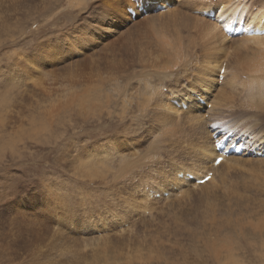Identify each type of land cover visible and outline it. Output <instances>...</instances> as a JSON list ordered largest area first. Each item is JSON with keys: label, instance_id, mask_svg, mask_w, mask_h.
<instances>
[{"label": "rangeland", "instance_id": "1", "mask_svg": "<svg viewBox=\"0 0 264 264\" xmlns=\"http://www.w3.org/2000/svg\"><path fill=\"white\" fill-rule=\"evenodd\" d=\"M43 7L40 0H0V39L26 31L29 18L35 17ZM178 11L169 9L168 13L162 12L152 20L134 25L135 31L130 29L109 40L83 63L77 62L66 70H49L45 73L47 79L37 78L14 92L0 91V153L5 148L9 156L34 152L57 144L62 136L89 123L102 134L110 121L133 117L135 111L144 109L140 102L142 71L145 74L158 70L148 61L140 64L139 50L156 48L161 41L174 44L179 38L185 41L183 49L191 54L198 52L195 43L201 45L194 38L195 32L190 33L180 25L182 18L169 15ZM218 49L221 53L213 52L221 57L216 62L222 66L221 70L214 69L212 61H205L209 68L219 72V78L225 70L224 80L216 79L214 84L219 87L214 92L210 87L207 88L210 92L203 89L200 81L191 83V78L187 87L174 82L171 70L159 71L163 79L148 78L152 86L179 94L180 99L184 91L207 100V106L198 104L196 99L188 105L177 102L176 108L182 114L177 116V126L171 130L175 133L173 147L177 152L195 146L189 144L193 135L209 144L205 137L213 135L210 125H216L217 132L224 134L243 132L248 117L259 115L257 109L264 110V103L258 102L255 94V100L251 98L255 92L251 72H241L244 55L239 51L240 44L228 41L223 49ZM198 59L196 54L186 61ZM173 60V70L182 66L178 53ZM192 115L194 118L189 121L188 116ZM195 118L199 120L195 122ZM230 158L218 167L212 165L198 173L214 172V176L203 186L192 185L196 195L157 201L147 210L148 215L131 224H104L105 229H112L111 233L83 239L82 247L87 251L82 250L66 264H228V261L264 264V161ZM93 167L102 177L94 174ZM196 168L193 164L192 170ZM82 172L88 180L95 179L100 184L115 176L112 168L103 162L95 165L85 162ZM50 239L40 226L30 230L25 226L0 229V264H31V250L47 245Z\"/></svg>", "mask_w": 264, "mask_h": 264}, {"label": "snow or ice", "instance_id": "2", "mask_svg": "<svg viewBox=\"0 0 264 264\" xmlns=\"http://www.w3.org/2000/svg\"><path fill=\"white\" fill-rule=\"evenodd\" d=\"M40 4L43 9L29 18L26 31L0 39V91L5 94L37 78L47 79L49 70L83 63L109 40L135 31L134 25L169 9H179L190 19H209L227 35L264 36V0L233 4L223 0H40ZM220 58L201 48L197 61L171 70L174 82L187 87L191 78V83L200 81L214 92L219 85L211 79L205 82L204 77L218 80L219 72L205 61ZM176 105L173 94L165 89L133 117L110 121L102 134L89 123L62 136L57 144L22 156H9L5 148L0 153V229L44 228L51 239L31 250V264H66L87 251L83 239L111 233L104 224H131L148 215L157 201L196 195L192 185L203 186L212 179L211 172L198 173L221 165L225 155L264 161V110L248 117L243 132L221 134L223 140L216 135L217 126L210 125L209 155L198 135L189 140L194 147L178 152L173 147ZM85 162H103L115 176L104 184L90 181L83 176Z\"/></svg>", "mask_w": 264, "mask_h": 264}, {"label": "bare ground", "instance_id": "3", "mask_svg": "<svg viewBox=\"0 0 264 264\" xmlns=\"http://www.w3.org/2000/svg\"><path fill=\"white\" fill-rule=\"evenodd\" d=\"M237 2L243 3V0H223L224 4H233V3H237ZM169 15H175V16L182 18L180 25H182V27L185 26V30L190 31V33L195 32L194 38L196 39L197 42H201V45L198 46L199 44L195 43V45H196L195 48L198 50V52H195V54L194 53L191 54V52L189 50L183 49V47L185 46V41L180 40L181 38H179V41L175 42L174 44H172V43L168 44V43H165L164 41H161V43H159L157 46L158 50H156L157 47L156 48H154V47L150 48L151 46L147 47V48H142V46L140 47V48H142L141 50H139L140 52H139V57H138L139 61L141 62L140 64H145V62L148 61L154 68H156L158 70V72L156 71L157 73H154V72L153 73L152 72L146 73L145 72V74L143 73L144 70L142 71L141 82L143 84L140 83L142 94L141 95L139 93L138 94L141 96L140 102H141V106L143 108L151 105L154 102V100L156 99V97L162 92V88H159V87L156 88L155 85L152 86V84L150 83L151 81H149L150 78H152V81L153 80H159V78L161 79L162 78L161 76L163 75V74H158L159 71L168 72L170 70H173V67L175 64L173 59L175 58V55L177 53L180 55V60L183 61V64L181 66V67H183L186 64H188L186 59H188L189 57H192L193 55L199 54L201 48H206L209 51V53H212V54H215L214 53L215 51L213 52V50H216V53L217 52L221 53V50L218 48L223 49L228 41H233L236 44H240L241 49H239V51H241L244 55V60H243V62L240 63L241 72H244V71L245 72H251L250 77H251V80L254 81L255 92H253V94H251V98L253 100H255L254 96H253L255 94L257 101L260 103H264V36L241 37L238 39H229L224 34V31L221 30L217 24H215L213 21H211L209 19H205V18H191L190 19L189 17L181 14L180 11H178L176 13L174 12V13L169 14ZM169 15H166V16H169ZM180 25H178V27H180ZM157 51L159 52L158 54H157ZM133 56H132V59H133ZM216 62H218V61H216ZM216 62H214L213 68L217 69V70L218 69L221 70L222 66L218 65V63H216ZM213 68H212V70L214 71ZM142 69H143V67H142ZM162 73H164V72H162ZM130 78L128 77L129 80L132 79V78L131 79ZM148 78H149V80H148ZM208 78L212 80L213 84L216 83V79L213 80V78H211V77H208ZM209 79H206V80L204 79V81L206 82ZM131 81H130V83H131ZM201 87H203V89H205L207 92H210V90L207 89L208 87H205L204 84ZM189 89H191L192 91L195 90L194 88H189ZM232 89L240 90L236 87H233ZM125 90L127 92H129L127 90V87L125 88ZM179 92H180V90L178 89V93ZM181 92L183 94V95H181L182 99H180L179 94L173 93V98L177 102H179V104H181V105L187 104L188 105V103L193 104V102H195V98L193 97V95H188V94H186V92L184 93V91H181ZM128 105H129V103H128ZM135 105H136V103H135ZM175 110L179 114H182L178 108H175ZM189 113L192 114V111H190ZM179 116L180 115H178V117ZM192 118H194L193 115L188 116L189 121ZM198 120H199V118H197V119L195 118V122H197ZM211 138H212V135H210V137H209L208 134L205 137V142L208 141V143H209V144H205L206 145L205 151L208 152L209 155L212 154L211 153L212 145L210 142ZM230 159L231 158H227L225 160H230ZM233 160H235V159H233ZM94 174L100 175L98 171H95ZM226 259L227 260L231 259V257H227ZM228 264H230V261H228Z\"/></svg>", "mask_w": 264, "mask_h": 264}]
</instances>
